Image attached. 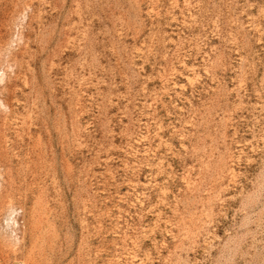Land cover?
I'll return each instance as SVG.
<instances>
[{
	"label": "rangeland",
	"instance_id": "obj_1",
	"mask_svg": "<svg viewBox=\"0 0 264 264\" xmlns=\"http://www.w3.org/2000/svg\"><path fill=\"white\" fill-rule=\"evenodd\" d=\"M0 264H264V0H0Z\"/></svg>",
	"mask_w": 264,
	"mask_h": 264
}]
</instances>
